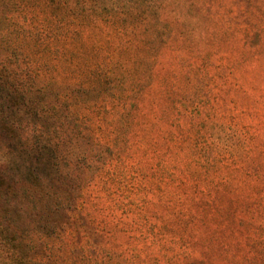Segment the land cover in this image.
Instances as JSON below:
<instances>
[{
	"label": "rangeland",
	"instance_id": "rangeland-1",
	"mask_svg": "<svg viewBox=\"0 0 264 264\" xmlns=\"http://www.w3.org/2000/svg\"><path fill=\"white\" fill-rule=\"evenodd\" d=\"M25 2L0 264H264V0Z\"/></svg>",
	"mask_w": 264,
	"mask_h": 264
},
{
	"label": "trees",
	"instance_id": "trees-1",
	"mask_svg": "<svg viewBox=\"0 0 264 264\" xmlns=\"http://www.w3.org/2000/svg\"><path fill=\"white\" fill-rule=\"evenodd\" d=\"M0 5L3 7H7L9 8L11 11H16L17 14L20 13L23 9L26 8V2L25 0H0ZM3 20H5L6 22L10 21V17L6 16L3 18ZM1 227H4V231L6 235H2L3 238H1V242L6 244L7 242H11L14 239L10 236L12 235V230L10 231V229L8 227H5L4 225L0 224Z\"/></svg>",
	"mask_w": 264,
	"mask_h": 264
}]
</instances>
